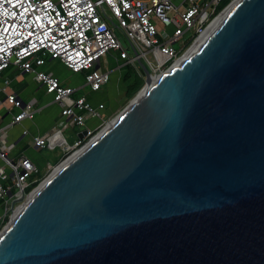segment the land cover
<instances>
[{"label":"water","instance_id":"1","mask_svg":"<svg viewBox=\"0 0 264 264\" xmlns=\"http://www.w3.org/2000/svg\"><path fill=\"white\" fill-rule=\"evenodd\" d=\"M229 6L162 74L139 61L144 87L34 188L0 264H264V0Z\"/></svg>","mask_w":264,"mask_h":264},{"label":"built area","instance_id":"2","mask_svg":"<svg viewBox=\"0 0 264 264\" xmlns=\"http://www.w3.org/2000/svg\"><path fill=\"white\" fill-rule=\"evenodd\" d=\"M221 1L0 0V105L7 104L9 113L18 109L11 113L8 122L0 121V234L31 195L34 188H28L40 170L25 155L15 159L10 156L15 147L14 141L9 140L11 128L25 119L33 120L38 107L35 101L24 102L17 94L8 93L10 80L2 76L3 72L14 65L32 74L61 108L54 127L31 139V145L38 150L57 146L63 150L58 163L47 164L49 175L108 123L103 117L105 104L94 105L84 96L74 99L78 89L64 85L53 72L45 70L47 61L59 60L72 73H84L85 85L93 92L101 91L110 82V71L101 70V59L110 53L120 65L133 66L143 74L139 63L142 61L158 76L206 32ZM91 119L99 123L89 127ZM70 126L82 128L72 144L63 133ZM27 133L23 131L24 135Z\"/></svg>","mask_w":264,"mask_h":264},{"label":"crops","instance_id":"3","mask_svg":"<svg viewBox=\"0 0 264 264\" xmlns=\"http://www.w3.org/2000/svg\"><path fill=\"white\" fill-rule=\"evenodd\" d=\"M44 69L53 72L61 79L64 85L75 87L76 89H80L81 87L85 86V74L72 73L59 60H48L44 66ZM2 76L10 80V83L7 87L8 93L17 94L18 97L24 102L35 101V104L38 107V111L35 114L33 120L25 119L15 127L11 128L9 132V140L14 141L15 147L10 156L11 158L15 159L21 155H25L29 157L37 166H40L44 159L40 155V150L34 148L31 145V139L34 135L47 134L54 127L60 117L61 108L53 101V96L46 92L44 85L39 84L32 74L24 73L16 66L11 65L3 72ZM83 84L84 86H82ZM98 92H93L90 90L88 93L81 96L86 97L94 105L99 103L105 104L104 101L109 98V94H107L109 91H105L103 93V95H107L105 100L96 97V93ZM4 98L5 95H2V99ZM7 106L8 105L5 103L0 105V121L2 123L8 122L11 118V113H16L18 110L15 108L11 111V113H9L6 108ZM108 111L111 112V108L105 110L103 113L107 114ZM110 112L107 114V116L110 115ZM98 123L99 120H88L89 127L95 126ZM24 130L28 131L26 135L23 134ZM81 130L75 134V137L74 134L71 135V137H74L72 143L77 139V134L80 133ZM63 133L67 142L69 143L68 138L65 135V131ZM17 145L21 146L18 148ZM61 157L62 155L60 158Z\"/></svg>","mask_w":264,"mask_h":264},{"label":"rangeland","instance_id":"4","mask_svg":"<svg viewBox=\"0 0 264 264\" xmlns=\"http://www.w3.org/2000/svg\"><path fill=\"white\" fill-rule=\"evenodd\" d=\"M224 8L221 11H216V13L214 14L213 22L216 21L220 17V15H221L222 11L224 10ZM204 16L205 15H203L202 18H204ZM122 41L125 44V41L124 40H122ZM178 45L179 44L176 43L175 47H178ZM113 55H114L113 53H110V54H108L106 59H104V58L101 59V62H102L101 70L110 71V82H109L108 85L104 86L103 89H101L100 92L96 93V97H98V98H100L102 100H105L107 95H103V93L105 91H109V92H107V94H109V98L104 101L105 102V107L107 109H110L112 107L113 103L115 102V99L119 98L120 94H119V91H118L119 89L118 88L121 85L120 81L124 77L128 76L129 80H133V81L136 80L139 84H143V85L131 97L121 98V100L118 101L117 105H115L111 109V112H110L109 116H107L106 113H103V117L106 118V123H109L112 119H114L131 102V100L134 99V97L144 87V84H145V76L140 71H137L133 66L120 65V63L116 61V59L114 58ZM152 59L155 60L154 58H152ZM82 86H84V84ZM89 91H90L89 86L85 85L84 87H81L80 89H78L73 94L72 97L74 99H76V98L80 97L81 95H85ZM65 102L67 104L70 103V101L67 100V99L65 100ZM105 126H106V124H105ZM81 129L82 128H79L78 126H73V127L70 126L67 130H65V135L67 136L69 143H72V141H73V139L75 137V134L77 132H79V130H81ZM73 134H74V137H71V135H73ZM20 146L21 145H17L18 148ZM62 154H63V150L60 147H55V149H49V148L40 149V155L42 156V158L44 160L42 161L40 166H38V168L39 167H43V168H40L39 171L40 172L46 171L47 170V166L46 165L48 163H51V164L55 165V163L59 160V158H60V156ZM46 172H48V171H46ZM49 175H48V173H44V175L41 178L39 184L42 183ZM14 193H17L16 190H14ZM17 195H18V193H17ZM17 209H16V211H17ZM2 212H3L2 208L0 207V213H2Z\"/></svg>","mask_w":264,"mask_h":264},{"label":"trees","instance_id":"5","mask_svg":"<svg viewBox=\"0 0 264 264\" xmlns=\"http://www.w3.org/2000/svg\"><path fill=\"white\" fill-rule=\"evenodd\" d=\"M231 0H222L221 3L219 4L218 8H217V11H221L224 7H226L229 3H230ZM131 81V82H130ZM121 85L119 86V98H116L115 99V102L113 103L111 109L117 105L118 101L121 100V98H127V97H131L132 95H134L140 88L143 84H139L136 80H129L128 76L127 77H124L121 81ZM107 110V109H106ZM110 111L107 112V114L109 113ZM61 158H59L60 160ZM59 160L56 162L58 163ZM55 163V164H56ZM46 167V166H45ZM40 168H43V167H39ZM44 173H46V171H43V172H38L37 174L33 175L34 178H37V180L32 183L30 185V187L28 188V190H31L33 188H35L41 178L43 177Z\"/></svg>","mask_w":264,"mask_h":264},{"label":"bare ground","instance_id":"6","mask_svg":"<svg viewBox=\"0 0 264 264\" xmlns=\"http://www.w3.org/2000/svg\"><path fill=\"white\" fill-rule=\"evenodd\" d=\"M235 1H236V0H235ZM235 1L233 0L232 2L235 3ZM229 8H230V6H229L224 12H222L221 15H222L223 13H225ZM221 15H220V17H221ZM220 17H219V18H220ZM219 18H218V19H219ZM218 19H217V20H218ZM217 20H216V21H217ZM216 21L212 22L211 24L213 25ZM211 24H210V25H211ZM210 25H209V26H210ZM212 25H211V26H212ZM211 26H210V27H211ZM210 27H208V28L206 29V32H207V30H208ZM206 32H205V33H206ZM205 33H204V34H205ZM204 34L200 37V39H199L194 45H192V46L190 47V49H189V50H188V51H187V52H186V53H185L180 59H178V61L175 63V65H176V64H177V63H178V62H179V61H180V60H181V59H182V58H183V57H184V56H185V55H186V54H187V53H188V52H189V51H190V50H191V49H192V48H193V47H194V46H195V45H196L201 39H202V37L204 36ZM175 65H174V66H175ZM106 126H107V125H106ZM103 129H104V128H103ZM56 168H58V167H56ZM56 168H55V169H56ZM29 196H30V195H29ZM29 196H28V197H29ZM21 206H22V205H21ZM21 206L17 209V211L21 208ZM17 211H15L14 214H15Z\"/></svg>","mask_w":264,"mask_h":264}]
</instances>
